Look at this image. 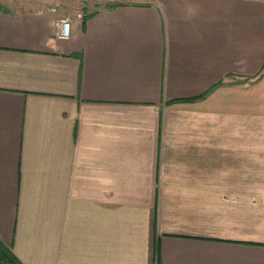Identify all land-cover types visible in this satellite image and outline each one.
I'll use <instances>...</instances> for the list:
<instances>
[{
  "label": "crops",
  "instance_id": "0c3cea01",
  "mask_svg": "<svg viewBox=\"0 0 264 264\" xmlns=\"http://www.w3.org/2000/svg\"><path fill=\"white\" fill-rule=\"evenodd\" d=\"M0 0V239L23 264H264V0Z\"/></svg>",
  "mask_w": 264,
  "mask_h": 264
},
{
  "label": "rangeland",
  "instance_id": "374dc122",
  "mask_svg": "<svg viewBox=\"0 0 264 264\" xmlns=\"http://www.w3.org/2000/svg\"><path fill=\"white\" fill-rule=\"evenodd\" d=\"M67 3H70V5H67L66 12H69L72 14V16L76 13L81 12L83 13H92V12H99L106 8V3L100 2L97 0H68Z\"/></svg>",
  "mask_w": 264,
  "mask_h": 264
},
{
  "label": "trees",
  "instance_id": "16d2710c",
  "mask_svg": "<svg viewBox=\"0 0 264 264\" xmlns=\"http://www.w3.org/2000/svg\"><path fill=\"white\" fill-rule=\"evenodd\" d=\"M114 5H106V8H110ZM97 11L86 14L85 18L93 16ZM264 72V69H263ZM0 264H23V262L17 257V255L0 239Z\"/></svg>",
  "mask_w": 264,
  "mask_h": 264
},
{
  "label": "built area",
  "instance_id": "2783aa9c",
  "mask_svg": "<svg viewBox=\"0 0 264 264\" xmlns=\"http://www.w3.org/2000/svg\"><path fill=\"white\" fill-rule=\"evenodd\" d=\"M104 2L109 5H116L122 2H128L130 0H97ZM72 14L67 12L59 20V35L61 37L67 38L71 35V26H72Z\"/></svg>",
  "mask_w": 264,
  "mask_h": 264
}]
</instances>
